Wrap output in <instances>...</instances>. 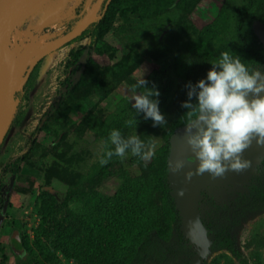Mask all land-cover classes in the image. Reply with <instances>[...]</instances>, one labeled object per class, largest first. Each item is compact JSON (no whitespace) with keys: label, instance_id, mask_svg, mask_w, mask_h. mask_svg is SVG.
I'll use <instances>...</instances> for the list:
<instances>
[{"label":"trees","instance_id":"trees-1","mask_svg":"<svg viewBox=\"0 0 264 264\" xmlns=\"http://www.w3.org/2000/svg\"><path fill=\"white\" fill-rule=\"evenodd\" d=\"M86 1L83 0L82 9ZM201 1L103 0L101 14L73 38V41L89 38L85 69L62 98L51 106L45 120L34 131V134L41 132L53 138L46 151L47 154L52 151L56 158L47 173L67 184L66 199L77 198L88 188H95L99 180L122 160L114 156L103 166L97 160L82 169L70 168L78 155L70 154L69 150L62 153L58 146L62 143L68 146L67 138L71 133L91 130L102 145L112 129H120L126 137L139 135L146 145L155 137L163 141L155 153V182L161 191L162 206L154 215L149 214L140 186L134 180L125 181L114 196L100 198L94 210L77 224L64 226L56 218L48 198L44 200L43 205L47 202L48 205L39 209L41 221L36 228V239L55 223L48 237L55 249L75 264H144L151 256L152 244L171 240L175 231L184 238L182 217L168 180V157L171 138L185 123L186 109L181 105L188 99L186 85L206 79L212 67L210 62L223 51H232L254 67L264 66V45L253 29L254 21L264 23V0H224L214 22L203 27L191 17ZM82 9L76 12L74 24L80 19ZM110 34L116 36L117 44L107 41ZM119 46H131L132 50L98 70V59L115 53ZM84 53V47L72 49L69 64L77 63ZM150 55L155 57L158 66L144 79L149 87L153 84L157 87L159 109L167 121L165 125L155 127L151 118L145 119L143 112L135 113L132 108L131 85L137 80L128 78ZM38 63L31 69V74ZM125 80L127 92L116 100L113 108L107 113H94L96 106L111 97ZM29 81L30 76L25 85ZM72 114L82 117L75 118ZM134 116L138 121L136 127L126 126L125 122ZM37 140L33 137L22 158L32 157ZM260 165L264 169V158ZM250 195L254 205L264 204V188H252ZM223 243L232 252H237L232 238L226 237ZM28 256L27 260L19 258L21 264H45L33 254ZM4 257L9 255L6 253Z\"/></svg>","mask_w":264,"mask_h":264},{"label":"rangeland","instance_id":"rangeland-1","mask_svg":"<svg viewBox=\"0 0 264 264\" xmlns=\"http://www.w3.org/2000/svg\"><path fill=\"white\" fill-rule=\"evenodd\" d=\"M82 2L83 0H47L40 7L44 9L49 4L48 10L40 16L39 7L13 32L9 43L12 52L19 54L24 49V44H34L48 35L54 39L72 30L78 31L76 22L74 24L72 20L76 12L82 9ZM87 3L86 13L89 10L94 12L95 8H98V0H88ZM223 3L224 0H202L191 17L200 27L213 23ZM100 14L101 8L98 9L94 20ZM40 17L51 18L54 23L37 26L36 22L42 19ZM107 41L117 44L114 34H110ZM80 47H84V55L77 63L69 64L70 51ZM88 48L89 38L75 41L72 38L55 45L40 57L32 74L28 71L29 64L24 71V77L30 76V81L27 85L26 80L20 82L9 112L1 123L6 128L0 143V264H21L19 258L27 260L29 254L40 258L45 264H75L55 249L48 237V232L55 223L36 239V228L41 221L39 209L48 205V202L43 205L46 198L49 204L53 205L51 209L56 218L64 226L79 223L85 214L94 210L100 198L114 196L128 180L139 184L149 214L154 215L162 206L161 191L155 182V156L148 161H142L129 153L107 176L99 180L95 188H88L85 194L74 199H66L67 184L47 173L48 167L56 158L52 151L48 154L46 151L53 138L41 132L34 134V131L45 120L51 106L80 78L85 69ZM131 50V46H119L115 53L98 59L97 69L113 64ZM29 55L34 58L33 47ZM157 66L155 57L147 56L128 78L138 80ZM260 68L263 70V67ZM126 81L117 86L111 97L100 102L94 113L109 112L116 100L127 92ZM72 116L82 117L81 114ZM33 137L38 140L33 146L32 157L22 158L29 150ZM67 139L68 146L62 143L58 149L62 153L69 150L70 154L78 155L77 160L69 165L70 168L82 169L97 161L103 150L102 142L91 130L81 134L71 133ZM162 143L160 137H155L147 146L156 153ZM260 164L261 161L243 190L223 191L213 187L201 190L198 213L207 229V235L210 236L208 249L201 264H264V204L254 205L250 195L252 188H264V169ZM12 226H19L17 228L22 232L25 252H17L16 247L12 246L16 245L17 241L16 236L14 241L10 240ZM226 237L234 240L237 252H232L224 245L223 240ZM198 239L190 238L186 234L181 238L175 231L171 240L150 246L151 256L144 264H193L200 256L199 243L202 241ZM11 249L14 252L11 253ZM6 253L9 258H4Z\"/></svg>","mask_w":264,"mask_h":264},{"label":"clouds","instance_id":"clouds-1","mask_svg":"<svg viewBox=\"0 0 264 264\" xmlns=\"http://www.w3.org/2000/svg\"><path fill=\"white\" fill-rule=\"evenodd\" d=\"M210 63L206 79L186 85L188 99L181 106L186 109L184 139L193 153L188 162L198 161L196 174L207 172L216 178L228 171L240 173L248 169L250 162L243 158L244 152L253 141L264 145V71L245 63L232 51L220 52ZM131 91L135 113L143 112L154 127L167 123L159 109L160 93L155 84L149 87L142 76L131 85ZM137 123L135 116L125 122L128 127H136ZM129 153L142 161L155 156L139 135L126 137L120 129H112L103 142L98 162L103 166L112 157L123 159ZM184 164V160L177 159L171 171H179ZM185 175L191 179L193 171Z\"/></svg>","mask_w":264,"mask_h":264},{"label":"water","instance_id":"water-1","mask_svg":"<svg viewBox=\"0 0 264 264\" xmlns=\"http://www.w3.org/2000/svg\"><path fill=\"white\" fill-rule=\"evenodd\" d=\"M88 1V0H87ZM103 0H99L98 9ZM15 0H0V42L10 32V19L14 8ZM86 6L81 10L80 16L85 13ZM21 10L17 14V18L20 17ZM16 18V19H17ZM94 21V19L92 20ZM74 31L68 33L62 43L70 41L72 38L78 36L81 31ZM253 29L258 36L260 42L264 45V23L260 20H256L253 23ZM22 67H26V59L22 62ZM264 71V66L263 70ZM19 78H17L14 95L16 94V88L19 84ZM27 78V76H26ZM7 93L0 75V117H2V109L6 105ZM6 128V127H5ZM5 128L0 124V143L4 136ZM185 126L178 128L171 138L170 153L168 157V180L171 187L172 196L175 198L177 208L182 217V230L184 235L186 234L190 238H202V242L199 243V258L193 264H201L203 258L207 252L210 236L207 235V229L199 217V195L202 189L206 187H213L216 190H231L240 191L250 178L254 174L257 164L264 158V145H258L253 141L252 145L244 152L243 158L250 162V167L243 172L237 173L234 171H228L222 177L213 178L209 173L198 175L195 172L197 163H189L192 160L193 153L189 149L184 139ZM177 159L184 160L185 164L179 171H171V168L175 164ZM192 170L193 176L191 179L186 178V173ZM183 192V195L180 193ZM199 240V239H198ZM23 249L22 245H19V250ZM17 252L18 248H17Z\"/></svg>","mask_w":264,"mask_h":264},{"label":"bare ground","instance_id":"bare-ground-1","mask_svg":"<svg viewBox=\"0 0 264 264\" xmlns=\"http://www.w3.org/2000/svg\"><path fill=\"white\" fill-rule=\"evenodd\" d=\"M46 1L47 0H15L14 8L10 19V24H11L10 26H13L11 27L12 30H10V32L4 37L3 41L0 42V75L7 93L6 105L2 109V117H0V124L7 116L10 106L13 102L14 99L13 92L17 78L20 77L19 84L23 80H26L27 78L24 77V71L28 67V65L30 64L28 71H31V69L35 66L36 62L38 61V59H40V57L46 54L50 49L54 48L55 45L62 43L64 41V38L68 35L66 33L61 37L54 39H52V36L48 35L47 37L42 38L41 40L37 41L34 44H24V49L19 54L13 53L12 50L10 49L9 43L13 32L17 29L19 24L24 19H26L33 12H35ZM49 7H50L49 4L44 9L40 7L41 9L40 8L38 9V14L41 16L43 12H45V10L49 9ZM19 10H21V14L20 17L17 18L18 17L17 14ZM96 10L97 8H95L94 12L93 10H89L76 22L75 27L78 30L84 28L89 22L92 21L93 18H95ZM45 23L53 24L54 21L51 18H42L36 22V25L42 26ZM32 47L34 52V58L31 57V55H29V52L32 49ZM24 59H26V62H29L28 64H26V67H22V62ZM200 240L202 241V238H200Z\"/></svg>","mask_w":264,"mask_h":264},{"label":"flooded vegetation","instance_id":"flooded-vegetation-1","mask_svg":"<svg viewBox=\"0 0 264 264\" xmlns=\"http://www.w3.org/2000/svg\"><path fill=\"white\" fill-rule=\"evenodd\" d=\"M88 1H86L85 2V6H86V10H87V8H88V3H87ZM86 10H85V13H86ZM85 13L83 14V15H85ZM82 15V16H83ZM81 16V17H82ZM80 17V18H81ZM94 19V18H93ZM92 19V20H93ZM79 20V19H78ZM77 22V21H76ZM13 223H14V221H13ZM10 231H11V239L10 240H13L14 241V236H16L17 237V241H16V245H12L13 247L15 246L16 247V249L18 248V250H19V245H22L23 246V239H22V232L17 228V227H11L10 228ZM14 249V248H13ZM13 249H11L10 251H11V253L12 252H14V250ZM13 250V251H12ZM20 251V250H19ZM21 251L22 252H25V249H24V247H23V249H21ZM5 258V257H4ZM7 258H9V257H7Z\"/></svg>","mask_w":264,"mask_h":264}]
</instances>
